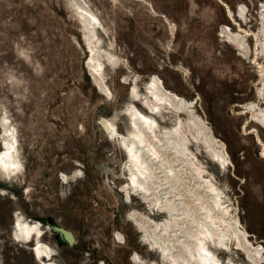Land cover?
I'll list each match as a JSON object with an SVG mask.
<instances>
[{"label":"rangeland","instance_id":"rangeland-1","mask_svg":"<svg viewBox=\"0 0 264 264\" xmlns=\"http://www.w3.org/2000/svg\"><path fill=\"white\" fill-rule=\"evenodd\" d=\"M263 1L80 0L99 25L88 43L74 0H0V152L8 130L20 163L18 173L0 170V264H166L129 215L158 223L167 215L128 190L127 157L107 130L128 132L134 86L140 98L131 106L151 114L143 96L153 77L189 106L160 109V127L184 125L191 113L222 147L224 167L191 138L244 241L260 252L253 262L214 241L215 258L264 264V129L243 108L264 93ZM223 27L247 35L248 58L219 36ZM44 221L70 230L73 245L59 243ZM18 222L40 237L28 242ZM39 239L50 261L33 253Z\"/></svg>","mask_w":264,"mask_h":264},{"label":"bare ground","instance_id":"bare-ground-1","mask_svg":"<svg viewBox=\"0 0 264 264\" xmlns=\"http://www.w3.org/2000/svg\"><path fill=\"white\" fill-rule=\"evenodd\" d=\"M74 5L90 43L93 37L92 29L98 25V21L80 0H74ZM259 7L261 28L257 45L264 53V1ZM245 13V9L240 7L242 18ZM227 28L229 27L221 28L219 32L222 33L219 36L234 45L243 57L248 58L250 48L246 41L247 35L235 34ZM100 67H96L94 63L90 72L101 85L98 79ZM150 82L143 99L151 114H144L131 106L135 98H140L134 86L130 94L132 104L126 109L128 132L122 136L111 125L106 128L110 137L118 140L127 157L128 190L140 195L143 203L152 212L156 210L165 213L167 218L158 223L143 213L133 212L129 215V220L140 230L143 241L150 249L159 253L166 264H219L213 248H210L212 242V246H215L214 241L226 250V245L233 243L256 262L260 252H253V249L249 248V242L244 241L246 235L240 231L238 220H234L230 210L223 206L217 187L205 175L206 168H203L198 157L192 154L191 138L205 144L212 159L224 167L226 159L222 147L216 145L204 121L191 113L184 125L180 120H176L172 127H160L155 116L160 109L168 110V107L181 111L189 106L183 99L165 89L155 77ZM262 82L264 84V81ZM260 101L264 103V93L261 91L257 103L247 104L243 108L250 114L251 122L264 129V108L259 107ZM7 131L5 136L9 138L5 139L4 151L0 152V170L18 173L20 163L15 159L16 141ZM17 230L28 242L32 238L40 237L35 236L39 234L38 228L29 224L18 222ZM35 246L33 253H36L37 260L50 261L49 251L40 239ZM137 263L142 264L138 261Z\"/></svg>","mask_w":264,"mask_h":264},{"label":"water","instance_id":"water-1","mask_svg":"<svg viewBox=\"0 0 264 264\" xmlns=\"http://www.w3.org/2000/svg\"><path fill=\"white\" fill-rule=\"evenodd\" d=\"M49 230L57 235L59 243H66L68 245H73L75 242V237L73 233L67 228L57 225L52 221H44Z\"/></svg>","mask_w":264,"mask_h":264},{"label":"flooded vegetation","instance_id":"flooded-vegetation-1","mask_svg":"<svg viewBox=\"0 0 264 264\" xmlns=\"http://www.w3.org/2000/svg\"><path fill=\"white\" fill-rule=\"evenodd\" d=\"M211 247H212V245H211Z\"/></svg>","mask_w":264,"mask_h":264}]
</instances>
